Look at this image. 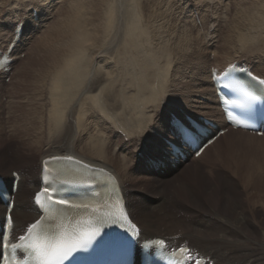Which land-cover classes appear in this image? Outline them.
<instances>
[{
	"label": "bare ground",
	"instance_id": "obj_1",
	"mask_svg": "<svg viewBox=\"0 0 264 264\" xmlns=\"http://www.w3.org/2000/svg\"><path fill=\"white\" fill-rule=\"evenodd\" d=\"M130 1L131 8L128 7ZM191 1L195 4L189 0L149 1V7L158 6L156 11L161 15L174 8L181 37L175 47L183 52L184 43L190 54V65H183L174 63V48H169L172 45L158 33L164 29L166 19H140L143 8L139 0H0V9L3 4L7 6L0 10V17L5 16L0 18V54L8 53L10 46H14L9 54L10 63L0 69V89L6 79L11 82L18 68L15 62L21 61V53L32 43L29 54L42 49L45 33L65 36L59 45L60 57L53 65L44 67L50 82V99L58 105L52 106L44 133L52 135L63 127L67 135L57 140L46 138L48 135L44 134L47 140L39 148L38 167L31 163L29 155L25 160L32 166L4 173L1 168L6 163L0 158V179L6 193L14 200L11 211L14 237L19 238L39 216L33 197L40 189L45 161L54 157H74L106 169L115 178V192L140 228V240L160 238L174 249L187 246L195 259L206 258L208 264H264V234L259 238L249 231L255 236L252 242L238 237L228 240L226 232L220 230V225L213 224L211 216H195L196 219L194 215L182 213L181 208L191 211L192 206L178 201V196L169 190L175 185L182 187L180 180L185 174L199 176L192 165L205 164L202 169L219 165L223 153L227 156L229 151H235L232 145L240 140H248L247 145L256 142L264 151V136L230 128L197 159L191 158L193 164L188 167L183 166L185 162L180 155H169L164 150L170 141L179 146L184 156L191 151L170 127L171 114L183 119L189 116L202 125L207 122L205 127L213 135H208L203 143L225 129V119L210 76L213 68L222 71L230 64L243 63L264 78V0L257 1L243 17L245 27L242 31L240 18L232 21L228 17L220 18L219 11H223L222 16L226 15L223 8L226 5L228 9L227 0L216 1L223 6L221 9L218 6L220 10L210 8L212 0ZM120 2L127 8L123 13L118 10ZM10 22L15 25L8 35ZM227 28L228 36L223 39ZM193 43L196 50L192 48ZM220 141H224V149L220 151L218 147L215 151ZM21 147L25 149V145L19 149ZM29 148L30 145L26 147ZM248 161L249 157L243 162L233 161V166L229 163L225 165L228 169H224L238 179L245 190L253 183L257 192V186L264 187V162L254 163L251 169ZM16 177L17 191L10 194ZM161 202L165 205L158 207ZM5 211L6 205L0 198V221ZM170 217L175 221L164 225ZM216 219L224 225L222 217ZM242 220L232 219L238 230Z\"/></svg>",
	"mask_w": 264,
	"mask_h": 264
},
{
	"label": "rangeland",
	"instance_id": "obj_2",
	"mask_svg": "<svg viewBox=\"0 0 264 264\" xmlns=\"http://www.w3.org/2000/svg\"><path fill=\"white\" fill-rule=\"evenodd\" d=\"M149 1L153 3L155 0ZM149 1L139 0V3L143 8L142 16L139 15L140 19H142L143 21H150V18L151 20L152 18H155V21H158L160 18H165L166 20L163 24L164 29L158 30V33H162L165 36L166 40L169 41L168 45L173 46L168 47L174 48V63H183V65H190V59H188V56L190 54L188 53L185 44L183 43V47L185 49L183 52H178L175 47L181 37L179 24L176 19L177 14L174 8H170L167 13L161 15L160 11H156L157 9L159 10L158 6L156 7L155 5L151 8L149 7ZM189 1L192 4H195L194 1ZM212 1L213 5L210 4L211 9L218 8L219 3H216V1H220L221 3L224 0ZM257 1L259 0H227L228 9L226 10V5L223 8V10L226 11V15L222 16L223 11H219L221 15L220 18H223L224 20L225 17H228L229 21H232L237 17L240 18V31H242L245 27L243 17L252 10ZM225 3L226 1L224 2V4ZM130 4L131 1L128 4L129 8H131ZM2 6L3 7L0 10L7 8V6H5L4 4ZM59 6L60 4L56 6L57 9L59 8ZM220 7L223 6L220 4L219 8ZM210 8H208V10ZM231 8H233L232 12ZM118 10L121 13L127 10L124 2H120L118 4ZM4 11L6 13L8 12L6 10ZM2 14L3 12L1 13V16L4 15ZM55 14L56 13L53 14V17H56ZM53 20L55 22L56 19L54 18ZM53 20H51L50 22L52 23ZM14 25V22L9 23L7 29L9 33L8 35H10V33L12 32V28ZM225 27L223 29H225ZM35 28V30L39 32L38 25H35ZM228 32L229 28L226 29L224 35L223 33H221L219 35L218 42L222 38V35L223 39L226 38L228 36ZM41 34L42 33L38 34L37 36ZM235 35L236 31L234 33V37ZM64 38V35L52 36L49 32H47L42 36L44 43L42 49L38 51L33 50V52H31L30 54L29 50H31L34 43H32L30 47L28 44L27 47L29 48H26L21 53V61L19 60L20 62H15L14 64L17 65L18 68L12 76L11 82L9 79H6L3 82L4 86L2 87V89H0V97L3 96L1 98L2 100L0 99V158H2V160H4L6 163L5 165L3 164L1 168L4 173H8L9 171L17 170L20 168L23 169L27 166H32V164L38 167V152H40L39 148L41 144L44 143V140L46 141V138L49 137L60 140L62 139V137H64V135H67V129L63 127L56 132H52V135L44 133L47 127V121L49 120L47 118H49L52 113V106H58L56 104V101L51 100L52 98L50 99V82L47 74H44V67L46 65H53L54 60L60 57L59 55L61 54V51L59 49V45L61 46L63 42L62 40ZM192 48L193 50H196L195 43L192 44ZM209 58L211 62L213 54H211ZM66 100H71V98H66ZM44 134L48 136L45 138ZM111 138L113 137H110V139ZM240 141L232 145V148H234L235 151H229L230 154L227 156L223 153V157H220L222 160L219 161V165H214L215 167H213L212 169H202V167H205V164L192 165L193 163L191 161V158H193V156L192 154H188L187 160L183 161L185 162V165L183 166L188 167L189 165H192L199 171V176H197L198 174H193L192 176L190 174H188L189 176L185 174V176H183L180 180V184H182V187L175 185L172 186V188L169 190L178 196V201L187 203L192 206L191 211L186 208H181L182 213L192 216L194 215V217L196 216L197 218L200 216L204 218H208L211 216V220L215 221V223L213 224L220 225L222 227V229L220 230L226 232V236L229 237L228 240H235L238 237L239 239H248L252 242L254 240L253 237L255 236L252 233H249V231L256 233L259 238L264 234V187L257 186L258 191L256 192V187L252 183L250 187L245 190V188L242 187L241 182H239L238 179L233 178L234 176L226 171L228 167H226L225 165L230 163V165L233 166V161L239 163L243 162L244 159L249 157L248 164L251 168V165H253L254 163L264 162V151L261 148L257 147L256 142H254L252 145H247L248 140H245L246 144L245 142ZM223 143H221L220 141V143L215 147V151H217L218 147L220 148V151H223V146L225 144ZM21 145H25V149H22V147L19 149ZM28 145H30V148L26 149ZM231 154L232 156L229 157ZM29 155L31 156L32 164L26 162L25 160ZM140 156L141 154L139 153L138 157ZM229 158H231L233 161L230 162L228 160ZM204 162L205 159L203 160V163ZM26 163H29V165H27ZM9 166L11 168H9ZM224 167H226V169H224ZM139 182L141 181H137V183ZM137 189L139 188L137 187ZM162 205H165V202H161L158 207ZM166 217H169V215H167ZM217 217L223 218L224 225L221 222H217L220 220H215V218ZM170 218V221L165 223L164 225L175 221L173 217ZM233 218H243L240 230H238L233 224Z\"/></svg>",
	"mask_w": 264,
	"mask_h": 264
},
{
	"label": "snow or ice",
	"instance_id": "obj_3",
	"mask_svg": "<svg viewBox=\"0 0 264 264\" xmlns=\"http://www.w3.org/2000/svg\"><path fill=\"white\" fill-rule=\"evenodd\" d=\"M180 127L182 131L183 138L185 142H187L190 137L187 134V130L183 128V125H177ZM175 145H165L164 150L167 151V153L170 155L175 150ZM48 189H44V194L48 193ZM39 195V194H38ZM49 200H51L53 203L60 205V206H66V207H76L80 208L83 207L85 209L89 208V205H75L73 206L68 200L59 198V197H51L49 196ZM92 212L96 214L98 210L95 207H92ZM39 229L40 231L45 230V225L42 220H37L35 224L31 225L28 229L29 233H31L33 230ZM96 233L94 232L93 235ZM21 240H24L25 237H21ZM91 236H81L76 233H73L72 237L69 238L67 234L64 231H61L59 234L53 236L52 240L50 241L48 245L47 252L44 253V259L40 262V264H58V260L63 259L65 257L70 256L72 253L77 252L78 250H81L88 246V244L91 243ZM124 240H127L126 237L122 238ZM99 243H103V240L99 241ZM128 243H131L128 241ZM0 244H2V237H0ZM0 256H2V253H0ZM3 264H11L10 261L4 260ZM25 264H27V261H25Z\"/></svg>",
	"mask_w": 264,
	"mask_h": 264
}]
</instances>
